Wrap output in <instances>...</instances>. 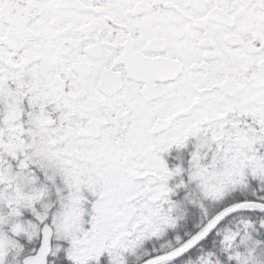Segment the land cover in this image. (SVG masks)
Segmentation results:
<instances>
[{
  "label": "snow or ice",
  "instance_id": "obj_1",
  "mask_svg": "<svg viewBox=\"0 0 264 264\" xmlns=\"http://www.w3.org/2000/svg\"><path fill=\"white\" fill-rule=\"evenodd\" d=\"M0 264H264V0H0Z\"/></svg>",
  "mask_w": 264,
  "mask_h": 264
}]
</instances>
